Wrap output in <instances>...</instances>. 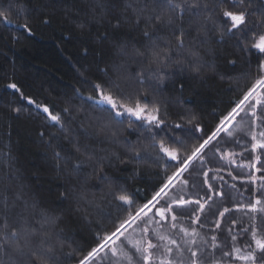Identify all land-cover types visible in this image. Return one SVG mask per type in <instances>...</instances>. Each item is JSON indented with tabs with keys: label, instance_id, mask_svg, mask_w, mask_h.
<instances>
[{
	"label": "snow or ice",
	"instance_id": "snow-or-ice-1",
	"mask_svg": "<svg viewBox=\"0 0 264 264\" xmlns=\"http://www.w3.org/2000/svg\"><path fill=\"white\" fill-rule=\"evenodd\" d=\"M257 3L88 0L87 14L108 25L102 40L117 41L125 24L141 39L131 45L117 42L104 67L98 66L100 75L90 79L81 73L86 89L75 88L62 107L26 95L14 80L5 87L59 133L48 134V146L56 170L69 176L71 187L58 198L100 209L91 192L98 186L89 184L96 180L103 186L101 201L119 214L111 230L96 233L86 253H64L63 215L50 214L22 183L14 185L18 177L11 153H0V264H58L62 254L78 257L76 264H264V4ZM118 6L113 23L109 17ZM5 25L33 34L23 0H0V26ZM213 36L221 44L235 41L249 64L255 57L256 66L242 74L246 84L237 81L236 87L241 95L206 131L194 112L173 117L155 97L177 76L219 75L215 63L205 59L214 50L202 55L200 47ZM28 110L12 108L17 115ZM93 141L123 153L102 149L101 155ZM114 163L154 166L163 173L161 182L150 198L138 201L108 174Z\"/></svg>",
	"mask_w": 264,
	"mask_h": 264
},
{
	"label": "trees",
	"instance_id": "trees-1",
	"mask_svg": "<svg viewBox=\"0 0 264 264\" xmlns=\"http://www.w3.org/2000/svg\"><path fill=\"white\" fill-rule=\"evenodd\" d=\"M23 2L32 15L33 34L28 35L23 29H17L13 25L0 26V153H11L13 175L18 177L13 181L14 185L22 183L33 193L38 204L50 214L63 215L61 234L67 240L64 253L72 252L73 249L86 253L95 244L96 233L111 230L119 213L114 207L101 201L103 193L98 188L103 186L96 180H90L89 184L98 186L92 188L91 192L96 194L97 202L102 203L100 209L58 198L66 187H71L69 176L56 170L53 149L48 146V134L55 133L59 136V133L54 128H48L43 117L37 115L32 106L27 105L19 94L7 89L5 85L14 80L23 86L26 95L62 107L64 100L73 97L75 88L86 89L87 86L81 82V73L90 79L99 76L98 66L104 67L110 50L117 42L131 45L141 37L130 25L125 24L120 29L117 41L102 40L108 25L106 22L96 23L87 14L88 0ZM261 4H264V0H258L256 6ZM119 15L118 6L115 15L109 19L115 23V18ZM43 19H47L49 23H43ZM81 23L86 26L80 28L78 25ZM185 23L187 24V20ZM192 35L195 37L196 33L193 32ZM165 38L170 37L166 35ZM217 40L218 37L213 36L200 47L202 55L208 49L214 50V55H206L205 59L215 63L219 75L208 73L202 79H192L187 74L177 76L165 81L163 95L155 97L167 106L173 117L178 113L194 112L206 131L215 126L220 114L241 95L236 87L237 81L246 84V78L242 74L254 72L256 66L255 57L251 58L249 64L247 58L235 48V41L229 40L221 44ZM196 43L199 45V40ZM228 59L237 60V64L227 63ZM132 68L134 70L135 65ZM169 71L171 73L173 70ZM148 99L153 97L149 96ZM74 103L79 104V101L74 100ZM16 106L29 110L17 115L12 111ZM42 130L46 131L44 138L40 136ZM125 137L134 140L135 134L129 136L125 132ZM92 146L101 155L102 149L123 153V148L107 143L100 145L93 141ZM211 155L209 153L210 158ZM107 171L118 186L126 187L138 201L150 198L153 188L161 182L160 177L163 175L159 169L149 164L114 163ZM71 180L74 182L75 178ZM236 183L239 184V181ZM78 207L80 210H77ZM77 259L78 257L62 254L58 264H76Z\"/></svg>",
	"mask_w": 264,
	"mask_h": 264
}]
</instances>
